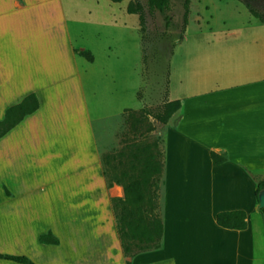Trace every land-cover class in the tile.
Returning a JSON list of instances; mask_svg holds the SVG:
<instances>
[{"label":"crops","instance_id":"crops-1","mask_svg":"<svg viewBox=\"0 0 264 264\" xmlns=\"http://www.w3.org/2000/svg\"><path fill=\"white\" fill-rule=\"evenodd\" d=\"M68 4L0 0V120L28 94L38 100L36 111L0 137V169L38 170L21 189L0 176V253L35 264H264V215L256 181L243 168L264 173V23L241 0L225 17L203 3L196 26L219 20L225 30L190 33L194 41L179 62L188 79L174 83L169 68L168 100L180 107L152 129L162 153V235L153 249L124 250L112 207L123 188L107 184L95 124L141 109L143 82L119 84L115 49L107 46L99 63L93 48L73 44ZM85 12L82 22L90 23L92 9ZM108 23L116 27V16ZM110 135L109 150L134 139L129 131ZM210 151L227 160L213 162ZM29 199L41 207H26ZM236 209L246 213L244 229L217 225L218 212ZM46 231L58 244L39 241Z\"/></svg>","mask_w":264,"mask_h":264},{"label":"rangeland","instance_id":"rangeland-1","mask_svg":"<svg viewBox=\"0 0 264 264\" xmlns=\"http://www.w3.org/2000/svg\"><path fill=\"white\" fill-rule=\"evenodd\" d=\"M131 1L133 0H122L121 2L114 3L110 0H68L69 4L67 7L70 14L71 37L74 45L83 43L93 48L99 63L102 62L100 53L107 48V46L111 47V49H115L118 53L116 74L119 84L131 81L134 85H139L141 76L143 82L140 88L143 95L142 102L151 104V107L154 108L161 101L159 87H163L166 70L168 72L169 68H172V81L174 83H176L177 79L181 76L188 79V74L185 72L186 70H183L179 62L185 55L186 50L190 48L191 41H194V39L191 38L193 35L190 36V33L197 31L225 30V26H223L219 20L216 21V23H212L208 20L209 24H203L200 28L196 26L195 20H199L197 16L203 14V3H208L209 10L213 9V13H206H215L214 15H217V17H225L229 15V12L232 10L231 5H233V0H191L186 32L181 40H179L182 36L179 30L180 14L182 11L180 2H174L171 9L167 12L174 24L166 28L164 15L158 11H149L145 5V1L139 0L144 5L147 27L145 38L142 40L138 16L126 12V6ZM248 1L251 2L259 13L264 15V1ZM214 6H220V11ZM86 7L92 9L90 23L82 22L87 18V13L85 12ZM112 16H116V27H114V25L110 26L108 23ZM80 32H83L82 35H80ZM186 34L189 36L187 39H185ZM125 118H129L128 123H125ZM138 118L140 117L136 113L125 112L119 118L96 123L95 129L97 130V141L100 148H102L104 152L109 151L107 147L110 146L111 132L120 133L122 131H129L130 133H145V139L152 140L156 133V130L152 132V129L156 127L157 122L151 117L136 121ZM160 128L161 127L157 126V131ZM251 171L253 175H249L256 182L264 176L263 172ZM2 174L6 176V180H8L15 189L24 187L22 181L25 175L33 181H36L38 178V170L36 168L31 169L24 166L17 168H1L0 176ZM3 184L4 183L0 182V190H2V188L5 189ZM28 184H31V182ZM32 185L34 184H31V186ZM39 202L40 201L37 199L24 201L28 208L41 207ZM46 223H48V221H40L35 227V230L41 231ZM148 248L153 249L154 247L149 246Z\"/></svg>","mask_w":264,"mask_h":264},{"label":"trees","instance_id":"trees-1","mask_svg":"<svg viewBox=\"0 0 264 264\" xmlns=\"http://www.w3.org/2000/svg\"><path fill=\"white\" fill-rule=\"evenodd\" d=\"M110 1L118 3L122 0ZM144 1L149 11H158L164 15L166 28L174 24L167 12L171 9L174 2H180L182 11L180 14L179 30L182 36L179 40H181L186 32L191 0ZM241 1L255 18L264 23V15L259 13L251 2L248 0ZM126 12L138 16L141 39L144 40L147 30L144 5L139 0H133L127 4ZM81 55L88 60H92L88 51L81 52ZM168 87L169 71L167 72L166 70L163 87H159L161 92L160 103L154 108L151 107V104L143 103L141 109L137 111L129 109L125 110V112L138 114L140 118L136 119V121L151 117L158 124L165 125L180 107L179 100H168ZM136 97L142 100L143 95L140 89L137 91ZM37 108L38 100L34 93L28 94L21 102L7 108L4 117L0 120V137L18 124L26 115L36 111ZM128 120L129 118H125V123H128ZM145 138V133L134 132L132 142L126 143L117 150H109L101 154L103 173L107 184L112 186L113 183H117L123 188V197L113 198L112 207L121 245L124 250L141 246L157 247L162 235V225L157 215L162 153L158 139L147 140ZM210 157L217 164L227 160L225 153L214 151H210ZM243 168L248 174L253 175L250 169ZM262 189H264V180L259 179L256 182L255 194L258 196V193ZM261 211L264 215V207L261 208ZM215 220L217 225L227 229L241 230L246 227V213L241 209L220 211L216 214ZM39 241L44 244H58L57 237L51 231L40 234ZM0 258L22 264H35L23 255L0 253Z\"/></svg>","mask_w":264,"mask_h":264},{"label":"water","instance_id":"water-1","mask_svg":"<svg viewBox=\"0 0 264 264\" xmlns=\"http://www.w3.org/2000/svg\"><path fill=\"white\" fill-rule=\"evenodd\" d=\"M257 198H258V207L259 208L264 207V189L260 190Z\"/></svg>","mask_w":264,"mask_h":264}]
</instances>
